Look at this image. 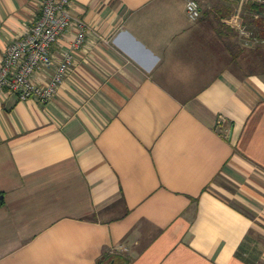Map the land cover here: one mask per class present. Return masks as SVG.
I'll return each mask as SVG.
<instances>
[{"label": "crops", "instance_id": "1", "mask_svg": "<svg viewBox=\"0 0 264 264\" xmlns=\"http://www.w3.org/2000/svg\"><path fill=\"white\" fill-rule=\"evenodd\" d=\"M187 1L73 0L55 97L0 91V264H264V77ZM40 14L0 0V65Z\"/></svg>", "mask_w": 264, "mask_h": 264}, {"label": "built area", "instance_id": "2", "mask_svg": "<svg viewBox=\"0 0 264 264\" xmlns=\"http://www.w3.org/2000/svg\"><path fill=\"white\" fill-rule=\"evenodd\" d=\"M255 1L264 3V0ZM39 2V18L24 36L15 39L7 48L0 65V91L16 92L22 100L37 99L46 103L55 97L72 69L75 53L83 47L89 28L85 21L74 16L71 9L73 0ZM186 9L191 19L197 20L201 17L202 10L197 0H188ZM239 27L241 34L247 36L246 28ZM72 30L75 31V36L69 42V49L56 64L52 47ZM246 38L248 43L250 37ZM54 65L55 74L46 84L35 82L34 76L37 72Z\"/></svg>", "mask_w": 264, "mask_h": 264}, {"label": "trees", "instance_id": "3", "mask_svg": "<svg viewBox=\"0 0 264 264\" xmlns=\"http://www.w3.org/2000/svg\"><path fill=\"white\" fill-rule=\"evenodd\" d=\"M235 4L241 8L239 22L241 27H245L252 33V38L258 40L246 46V38L241 34V28L232 25V20L236 14ZM199 20H208L212 25L219 22L216 30L224 37L223 43L226 49L231 52L228 62H236L240 70H246V74H264V3L255 0H231L230 3H217L210 9L202 11ZM232 36V39H230ZM225 37L227 39L225 40ZM122 264H127L128 259L120 258Z\"/></svg>", "mask_w": 264, "mask_h": 264}, {"label": "rangeland", "instance_id": "4", "mask_svg": "<svg viewBox=\"0 0 264 264\" xmlns=\"http://www.w3.org/2000/svg\"><path fill=\"white\" fill-rule=\"evenodd\" d=\"M246 31H247V34H246L247 36H245V35H244V36H245V38H246V37H250V41L246 44V46L249 47V46L251 45V43H254V42L257 43L258 41H257L256 39H253V38H252V33H251L249 30L246 29ZM246 39H247V38H246ZM238 70H239V72H240L241 74H245V73H247L246 70H244V69H243V70L238 69ZM260 74H261V73H260ZM261 75L264 77V74H263V73H262ZM216 182H217V183L219 182L218 184H220V183H226V181L224 180L223 176H222V177H219V178L216 180Z\"/></svg>", "mask_w": 264, "mask_h": 264}]
</instances>
